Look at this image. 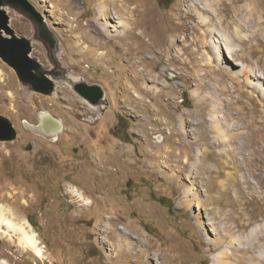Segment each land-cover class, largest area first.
Here are the masks:
<instances>
[{
	"label": "rangeland",
	"instance_id": "obj_1",
	"mask_svg": "<svg viewBox=\"0 0 264 264\" xmlns=\"http://www.w3.org/2000/svg\"><path fill=\"white\" fill-rule=\"evenodd\" d=\"M28 1L55 48L4 5L14 36L60 76L44 95L0 58V116L16 130L0 141V205L32 224L46 257L0 232V262L264 264V29L184 32L199 22L185 13L194 0H136L115 21L99 0ZM74 80L102 86L103 103ZM42 112L63 124L53 140L25 124L41 126ZM173 130L177 144L160 149ZM233 181L238 204L222 205Z\"/></svg>",
	"mask_w": 264,
	"mask_h": 264
},
{
	"label": "bare ground",
	"instance_id": "obj_2",
	"mask_svg": "<svg viewBox=\"0 0 264 264\" xmlns=\"http://www.w3.org/2000/svg\"><path fill=\"white\" fill-rule=\"evenodd\" d=\"M99 1L101 4V6L99 7L100 8L99 9V16H100V18L105 17L106 20H114L115 21V19H117V17H118V19H121L122 14H124L126 12H128V14H135L136 15L140 10L139 5L136 4L137 5L136 9H134L131 12L132 9L130 8V6L136 0H99ZM194 1L191 5L189 3L190 7L187 8L188 10L185 13H186V16L189 17V19H192L194 22L196 21V19H199V22L196 21L197 22L196 24L191 23V25H188V24L186 25L184 23L183 27H182L184 32L187 31L188 29L197 30L200 27H205L208 29V31H210L212 33H214L215 31L220 32L223 30H227V31L232 30V32L234 33V36H235L236 34H238L237 31H239V30H246V29L247 30H255V28H257V32H258V31H263V29H264L263 28L264 21L260 20L261 17L259 18L260 12H263V15H264V0H198V2L196 1L197 3ZM78 8H79V6L77 7V9ZM132 8H134V7H132ZM6 11H7V9H6ZM180 11L182 12V9ZM7 12L10 13L9 10ZM114 13H115V15H113ZM257 20H260L259 23H256ZM98 23L100 24L99 21H98ZM107 23L108 22H106L105 24H100V26H102L101 30H104L107 34H109V32H111V31H109V28L112 26H109V24H107ZM171 24H173V23H171ZM118 25L119 26H117V27L122 26L120 23ZM123 29L125 30L126 28H123ZM153 36L154 35H152V37ZM156 42H155V44H156ZM78 45H79V43H78ZM156 45H158V44H156ZM76 47H77V45H76ZM81 49H83V48H81ZM76 81L77 80H74V82H76ZM126 89H127V87H126ZM126 92L128 93V95H130V93H131L129 91V89H127ZM41 121H42L41 126H39V125L35 126V125L29 124V123H25V124L27 125L28 129L33 131L34 133H37L38 135H43V137H45V138H51L52 140L55 137H57V135L59 133H61L64 129L63 124L61 123L60 120L55 119L53 116H51L47 113L42 114ZM145 125H146V123H145ZM54 126H56V128H54ZM248 126L250 127L251 125L249 124ZM250 128H252V127H250ZM142 130L146 135L147 134L146 127H144ZM178 134H180L179 131L173 130L169 134V136L166 137L167 141L164 140L160 136V138H159L160 149L163 148L165 143H171L172 146L176 145L177 143L175 142L174 139H175V136H177ZM147 138L149 140L148 143H151L148 136H147ZM183 144L184 143L181 142L180 145H183ZM147 148H148V146H147ZM158 155L153 154L152 151H148L149 157L160 161V157L158 158ZM229 165H231V162L224 163V167H226V168ZM238 169H240V168H238ZM220 174H221V172H220ZM222 174H223V172H222ZM259 178H261V177H259ZM230 183L231 184H227L225 187L223 186V188L221 189L222 193L226 197L225 201L222 198L223 199V200H221L222 205L223 204L225 205V203L226 204H232V205L238 204V200H236L235 198H232L233 195H231V191L233 190V188L237 189L239 184L236 181H233ZM228 185H230V186H228ZM240 194H241V190L239 191V195ZM75 195L78 196L81 200L86 201V198H84V195L83 194L81 195L80 193H78L77 190L75 192ZM4 227H6L7 230H5ZM0 232L5 233L6 235L17 236L19 238V245L21 246V248L24 252H31L39 259H44L46 257V251L44 249V246H42V243L38 237V233L34 230L32 224L25 219L19 218L18 216L13 214L11 211L7 210L2 205H0ZM0 264H8V263L4 261V262H0Z\"/></svg>",
	"mask_w": 264,
	"mask_h": 264
},
{
	"label": "water",
	"instance_id": "obj_3",
	"mask_svg": "<svg viewBox=\"0 0 264 264\" xmlns=\"http://www.w3.org/2000/svg\"><path fill=\"white\" fill-rule=\"evenodd\" d=\"M4 5L15 7L30 17L38 25L39 37L53 49L55 42L41 13L28 0H0V58L15 70L21 81L30 84L35 91L44 95L51 94L54 90L53 78L42 70L41 64L31 56L32 47L29 40L14 36ZM72 86L74 91L93 107L100 106L105 99V90L100 85L80 81L73 82ZM15 138L16 130L13 125L0 116V141H10Z\"/></svg>",
	"mask_w": 264,
	"mask_h": 264
},
{
	"label": "flooded vegetation",
	"instance_id": "obj_4",
	"mask_svg": "<svg viewBox=\"0 0 264 264\" xmlns=\"http://www.w3.org/2000/svg\"><path fill=\"white\" fill-rule=\"evenodd\" d=\"M48 72H50L49 73V75H51L53 78L54 77H58V76H60L59 75V72L58 71H56L54 68H52V69H49V70H47ZM62 74V73H61ZM90 105V104H89ZM91 106V105H90ZM54 128H56V126H54ZM51 129V128H50ZM52 130V129H51Z\"/></svg>",
	"mask_w": 264,
	"mask_h": 264
},
{
	"label": "trees",
	"instance_id": "obj_5",
	"mask_svg": "<svg viewBox=\"0 0 264 264\" xmlns=\"http://www.w3.org/2000/svg\"><path fill=\"white\" fill-rule=\"evenodd\" d=\"M159 4L160 6L165 7V8L169 7L170 5V3L168 1L166 2L165 0H159Z\"/></svg>",
	"mask_w": 264,
	"mask_h": 264
},
{
	"label": "crops",
	"instance_id": "obj_6",
	"mask_svg": "<svg viewBox=\"0 0 264 264\" xmlns=\"http://www.w3.org/2000/svg\"><path fill=\"white\" fill-rule=\"evenodd\" d=\"M60 253L62 254V251H61ZM61 254H60V255H58V257H59V256H61Z\"/></svg>",
	"mask_w": 264,
	"mask_h": 264
}]
</instances>
